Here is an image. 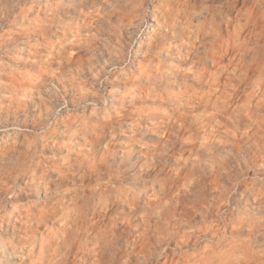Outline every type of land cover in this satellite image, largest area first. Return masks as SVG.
I'll return each instance as SVG.
<instances>
[{
    "label": "rangeland",
    "instance_id": "1",
    "mask_svg": "<svg viewBox=\"0 0 264 264\" xmlns=\"http://www.w3.org/2000/svg\"><path fill=\"white\" fill-rule=\"evenodd\" d=\"M141 2L0 0V211L20 205L13 223L31 216L44 222L40 231L59 228L50 194L59 185L69 207L73 193L99 200L97 185L109 177L90 161L112 148L117 163L127 158L116 173L124 191L99 215L67 213L76 230L68 264H91L99 242L109 247L105 258L122 260V237L137 240L126 260L138 264L165 234L151 264H187L221 234L211 264H260L264 0H155L142 23L133 19ZM90 124L102 133L85 137ZM29 134L43 137L37 178L12 186L13 149ZM113 136L123 143L110 146ZM150 148L162 155L141 173Z\"/></svg>",
    "mask_w": 264,
    "mask_h": 264
},
{
    "label": "clouds",
    "instance_id": "2",
    "mask_svg": "<svg viewBox=\"0 0 264 264\" xmlns=\"http://www.w3.org/2000/svg\"><path fill=\"white\" fill-rule=\"evenodd\" d=\"M155 3V0H142V2L137 5L140 11L133 17V19L143 22V16L147 14L149 8L152 7ZM130 23V22H129ZM99 110L93 105L92 115L95 116ZM146 129L150 126H145ZM79 129V126H78ZM19 132V130H18ZM102 133V129L99 124L88 125L87 128L83 129V135L85 137H93L97 134ZM32 136L31 140L25 139L20 142L21 146L13 149L16 154L15 159L12 162L11 171L7 172V175L12 180V186H15V182L18 179L28 177L25 179V184L31 182L37 178L36 176V167L39 166L40 161L35 159L39 155L41 141L43 137H40L36 134H29ZM121 135H124L122 132ZM136 133H132L128 138V143H135L133 137ZM115 143H123V141H116L113 136L108 140L110 146ZM113 149L110 148L108 151L103 152V159L94 158L90 163H94L99 167L104 169L103 174L109 177L108 182L105 184L97 185L98 188H102L103 195L99 200L93 201L92 204H89V201L92 199L91 194L89 195H80L73 193V199L69 202L71 207L68 204H65L63 197L65 192L63 189H60L57 185L58 191H53L49 199L51 203L48 205V208L51 209L54 213L58 212L57 219L60 221V227H48L45 225L44 230H39V224L44 223L43 221H37L34 217L23 218L16 223H13L16 220V214L22 211V206L12 204L11 210L8 212L0 211V264H68V256L71 255L72 245L74 243V238L76 235V230L68 222L69 217L67 213L69 212H78L83 208H87L88 211L92 212L93 215H99L105 212V209L108 207L106 200L109 195H115L118 193H123V188L117 182V170H122L123 167L127 164V158L122 157L117 163L112 159ZM162 154L154 148H150L146 153V160L144 165L141 166V173H143L146 168H155L158 166V159ZM88 157L81 155V162ZM111 161L112 164H115V169H110L108 162ZM3 173H0L2 175ZM195 183L199 184L200 181L197 180ZM191 184L186 185L185 190L188 187H191ZM264 188V185H262ZM217 192L222 196L225 192L228 191L224 185L217 186ZM69 191H72L69 189ZM12 195H16V192H13ZM76 200L82 201L81 205L76 204ZM164 198L161 197V205L163 206ZM39 203V201H37ZM209 208L214 206L213 202L205 201ZM33 225H36L34 228ZM168 239V235H158L156 238L155 245L147 246L140 253V260L138 264H151V261L148 259L151 257L153 260L159 255L163 254V247L161 245L165 240ZM109 241L115 243L116 238L110 237ZM137 240L120 238V251L122 260H113L109 255L108 258H105V253L109 251L108 245L104 242H99L98 246L94 249L98 253V257L92 260L91 264H130L126 260L127 253L131 251L136 246ZM188 240L184 241V244H187ZM204 243L206 247H202L201 252L197 257L189 256L187 259V264H211V250L215 245H223V235L217 237L215 240H205ZM79 257L76 258V264H79ZM180 264H186L184 260H181ZM260 264H264V261H260Z\"/></svg>",
    "mask_w": 264,
    "mask_h": 264
},
{
    "label": "bare ground",
    "instance_id": "3",
    "mask_svg": "<svg viewBox=\"0 0 264 264\" xmlns=\"http://www.w3.org/2000/svg\"><path fill=\"white\" fill-rule=\"evenodd\" d=\"M223 8V7H222ZM221 14H222V12L219 10V12L218 13H216V15H218V16H221ZM239 48V47H238ZM236 49H237V47H236ZM243 52V51H242ZM246 52V51H245ZM224 53V52H223ZM229 53V52H228ZM244 54V53H243ZM242 54V55H243ZM249 55V54H248ZM244 56V55H243ZM253 56V55H252ZM251 56V57H252ZM222 57V55H220V58ZM223 60V59H222ZM253 64V63H252ZM248 67V66H247ZM246 67V68H247ZM251 69V68H250ZM254 70V69H253ZM247 71V70H246ZM250 72H252L251 70H250ZM247 73H248V71H247ZM222 74V73H221ZM244 75V74H243ZM248 77V76H247ZM219 78V77H218ZM227 78H229V77H227ZM220 79V78H219ZM209 81V80H208ZM207 83H209V82H207ZM210 84V83H209ZM207 86H208V84H207ZM238 89V88H237ZM233 95V94H232ZM234 97V96H233ZM246 120L244 119V122H245ZM237 126V125H236ZM227 134V133H226ZM224 137V136H223ZM228 138V137H227ZM226 138V139H227ZM238 140V139H237ZM215 143V142H214ZM233 143V142H232ZM239 143V142H238ZM232 145V144H231ZM235 145V144H234ZM237 145V144H236ZM225 163V162H224ZM232 167V166H231ZM234 168V167H233ZM235 170V169H234ZM236 172V171H235ZM232 173V172H231ZM227 174V173H226ZM238 174V173H237ZM238 183V182H237ZM233 187H234V185H233ZM235 188V187H234ZM251 189V188H250ZM102 195H103V193H101ZM244 194V193H243ZM248 194V193H247ZM226 195V194H225ZM223 196V195H222ZM220 198H221V196H220ZM245 198H247V197H245ZM244 199V198H243ZM120 204V203H119ZM118 204V205H119ZM85 210V209H84ZM96 216V215H95ZM73 217V216H72ZM75 218V217H74ZM78 223V222H77ZM115 228V227H114ZM70 256V255H69Z\"/></svg>",
    "mask_w": 264,
    "mask_h": 264
}]
</instances>
